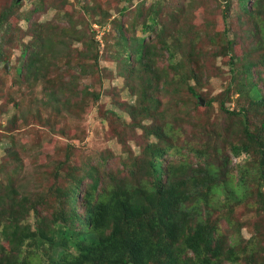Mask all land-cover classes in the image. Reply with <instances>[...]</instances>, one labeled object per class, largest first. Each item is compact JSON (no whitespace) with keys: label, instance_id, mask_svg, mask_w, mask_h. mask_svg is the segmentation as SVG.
Segmentation results:
<instances>
[{"label":"trees","instance_id":"obj_1","mask_svg":"<svg viewBox=\"0 0 264 264\" xmlns=\"http://www.w3.org/2000/svg\"><path fill=\"white\" fill-rule=\"evenodd\" d=\"M91 1L90 6L82 5V11L88 13L84 19L90 15L93 22L109 19L112 8L119 19L129 17L126 13L131 9L132 19L127 24L111 18L122 45L121 54L139 60L148 71L153 68L159 45L168 59L162 73H171L191 97L199 99L195 84H191L197 83L198 75L185 69L181 53L168 43L172 33L180 38L174 28L175 11L167 0H139L138 4L135 0H101L105 7ZM224 1L223 29L214 41L222 44L218 54L228 57L234 74L228 86L238 96H246L249 113L256 109L262 114L259 124L251 129L248 112L243 115V108L226 110L221 104L226 114L243 117L240 125L232 123L226 128L225 146L232 157L262 156L256 174L250 171L256 176L255 187L248 182V170L238 169L234 179H219L215 169L193 168L176 157V148L163 141L144 148L142 173L123 177L104 175L99 171L103 163L89 165L88 159L80 166H71V156L65 153L64 163L70 167L62 174L57 166L54 176H63L66 185L53 189L63 201L57 200L48 223L41 218L30 222L29 195L23 191L25 196L17 197L14 172L7 173L4 182L0 179V264H32L33 259L38 264H264V0H236L232 13L230 0ZM20 4L10 0L7 9L0 12V62L12 42L20 40L11 20L17 14L31 27L29 39L19 47L18 58L24 63L19 72L23 69L37 81L49 60L60 56L66 58L63 63L71 66L70 70L80 71L81 63L76 66L68 54L62 56L57 50L62 39L77 36L75 31H79L74 27L79 19L70 14L69 4L65 0H38L26 14L17 11ZM48 8L62 15L58 13L54 21L33 18ZM229 25L240 28L241 35L227 33ZM129 28H139L141 37L133 34L129 40ZM186 54L195 57L194 47L183 51ZM2 169L0 166V173ZM254 217L263 221L255 223ZM243 229L248 235H242Z\"/></svg>","mask_w":264,"mask_h":264},{"label":"rangeland","instance_id":"obj_2","mask_svg":"<svg viewBox=\"0 0 264 264\" xmlns=\"http://www.w3.org/2000/svg\"><path fill=\"white\" fill-rule=\"evenodd\" d=\"M37 1H20L17 11L26 14ZM65 1L70 14L79 19L74 23L79 31H75L77 36L62 39L57 50L62 56L68 54L76 66L81 63L80 71L70 70L71 66L63 63L66 58L60 56L49 60L43 67L44 75L37 81L31 78V73L24 74L23 69L19 72L17 69L24 64L18 58L19 47L29 39L31 27L23 15L20 18L17 14L11 20L16 23L20 40L12 42V48L6 50L0 62V166L3 167L0 179L4 182L5 175L14 172L12 178L19 190L15 192L17 197L25 196L23 191L29 195L31 223L36 218L48 223L57 200L63 201L53 190L66 185L63 176H54L57 166L64 174L69 165L80 166V162L88 159L89 165L103 163L99 171L104 175L139 174L146 158L144 148L158 141L176 148L179 152L176 157L183 158L193 168L215 169L219 179H234L238 169L256 174L262 156L253 155L255 160L250 154L232 157L225 146L226 128L232 123L240 125L243 117L226 114L221 104L226 110L243 108V115L251 109L246 96H238L228 86L234 74L228 57L218 54L222 44L214 41V36L218 38L223 29L225 1L167 0L175 11L177 26L174 28L180 38L172 33L168 43L181 53L185 69L198 75L197 83H191L195 84L198 100L191 97L171 73H162L168 59L159 45L153 68L148 71L139 60L126 59L125 52L121 54L122 45L111 18L127 24L132 19L131 9L126 13L129 17L119 19L120 15L112 8L109 19L93 22L90 15L84 19L88 13L82 11V5L90 6L92 1ZM96 1L105 7L101 0ZM134 2L138 4L139 0ZM9 5L10 0H0V12ZM229 7L232 13L236 0H230ZM58 13L62 15L48 8L47 12L33 18L39 22L54 21ZM235 28L229 25L227 33L241 35L242 30ZM126 34L129 40L133 39V34L141 37L139 28H129ZM190 45L194 47L195 57L183 55ZM128 46L131 49L132 43ZM125 48L127 50V46ZM240 62L241 59L237 67ZM6 64L7 70L3 68ZM254 78L258 86H262V82ZM143 107L149 110L146 112ZM247 118L253 129L262 114L255 109L248 112ZM65 153L71 156L69 165L64 163ZM206 156L213 161L206 160ZM173 158L171 155L170 159ZM255 177L251 175L248 179L254 187ZM253 221L259 223L263 219L254 217ZM242 235H248L246 229L242 230ZM32 264L38 261L33 259Z\"/></svg>","mask_w":264,"mask_h":264},{"label":"water","instance_id":"obj_3","mask_svg":"<svg viewBox=\"0 0 264 264\" xmlns=\"http://www.w3.org/2000/svg\"><path fill=\"white\" fill-rule=\"evenodd\" d=\"M17 1H21V0H17ZM5 69L7 70V64L5 65ZM203 102L200 101V104H202Z\"/></svg>","mask_w":264,"mask_h":264}]
</instances>
